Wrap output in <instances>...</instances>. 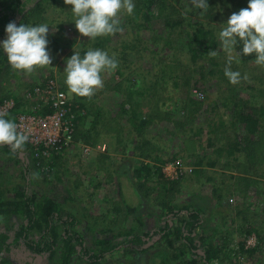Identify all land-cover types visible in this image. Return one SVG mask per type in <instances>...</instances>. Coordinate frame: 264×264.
<instances>
[{
    "label": "rangeland",
    "instance_id": "obj_1",
    "mask_svg": "<svg viewBox=\"0 0 264 264\" xmlns=\"http://www.w3.org/2000/svg\"><path fill=\"white\" fill-rule=\"evenodd\" d=\"M139 2L141 0H137L135 5ZM23 3V12L15 15L12 22L19 26L22 24L19 22L21 16L31 15L29 21L35 25L47 24V36L53 35L52 38H60L61 41L48 42L47 50L52 63L30 76L14 72L8 62L0 66V97L7 92L18 96L30 92L43 78V81L53 80L57 88L67 94L63 71L66 61L74 52L101 49L109 55L115 53L118 67L111 74H103V88L96 91L86 108L74 107L84 117L83 123L87 126L93 117L87 109L98 111L103 118H111L106 127L98 125L101 128L99 140L92 144L77 142L65 150L56 157V162L60 164L58 179L50 176L47 183L40 185H37L41 181L38 177L46 167L35 169L37 160L31 147L24 146L16 154L6 153L9 149L0 147V172L5 189L26 184L34 191L36 189L48 195H62L58 199L60 203L68 194L61 193L62 189H69L75 199L63 201V205L67 202L65 209L77 215L83 224H94L95 220H99L104 225L107 219H114L115 215L118 217L115 229L131 230V234L136 235L150 231L156 225L158 211L153 216L147 215L153 211V200L146 208L150 201H145L146 196L140 191L142 208L136 218L135 215L124 220L125 215L116 216L111 208L117 205L123 210L120 194L129 205L135 206L138 203L132 191L133 184L128 179L137 183L136 178H132V170L138 166L137 162H142L151 169L150 179L143 191L159 183V177L152 175V172H161L165 180L178 182L179 192L174 197L177 203L192 198L205 199L203 229L207 228V236L211 237L210 229L218 228V234L212 237L213 245L225 246V254H228L233 264H264V68L253 63L254 56L239 57L240 62H233L232 70L239 71L241 77L247 74L248 79H241L239 84L231 85L224 76L226 54L221 50L218 40L220 26L226 24L233 13L247 8L249 0H210L206 2V13L193 8L189 0H156L150 6L149 20L141 19L137 22L146 28L135 40L132 37L136 28L127 27V19L123 15V31L89 40L78 33L75 24L72 26L66 23L69 19L74 21L71 5L60 4V0H23ZM164 18L170 19L174 26L161 35ZM60 23L62 28H58ZM1 26L4 29L3 23ZM200 26L214 38L216 47L207 50L203 59L193 61L188 52L185 32L192 33ZM56 47L60 52L55 51ZM240 50L238 45L236 52ZM209 51H217L218 55L210 58L207 55ZM211 61H214L215 66ZM167 65L174 67L171 75L175 78L171 81H167L168 76L162 70ZM181 68L188 69L185 72L189 76L188 88L184 87L186 97L202 103L197 113H194L195 106H181L182 95L176 99L180 88H176L178 82L175 79L182 76ZM141 92H145L144 95L137 94ZM73 100L74 97L70 99ZM120 103L129 105L137 120L140 117L146 119L142 132L132 129L123 115L113 116ZM168 116L172 122L163 121ZM240 116L249 121L256 120L254 128L257 131L250 136L253 144L243 139L246 129L252 125L242 124ZM235 140L240 143L241 152L237 154L240 160L227 161L219 149H227ZM140 141L148 144L145 149L136 148ZM102 143L104 151L101 150ZM84 147L90 148V151L86 152ZM254 147L257 148L256 152L251 149ZM15 156L21 162H17ZM198 163H202V166ZM123 165L127 168V177L121 174L124 171ZM156 168L160 171H156ZM148 192L151 194V191ZM138 219L143 226L140 227ZM21 221L14 215L10 218L1 216L0 233L8 234L10 240ZM252 229L261 233L262 248H258L253 256L238 254L240 244L245 250L257 245L256 234H247ZM85 239L87 246L91 247L90 236H85ZM133 248L136 250L135 255L126 257L123 256L126 249L123 245L113 256H107L102 264H138L143 255L139 251L145 246L139 244ZM148 251L145 264H157L159 261L153 257L162 249L155 245ZM4 258L6 255L0 254V264L4 263ZM7 258L14 264H23L24 250L14 248L7 254ZM41 264L52 263L44 258Z\"/></svg>",
    "mask_w": 264,
    "mask_h": 264
},
{
    "label": "trees",
    "instance_id": "obj_2",
    "mask_svg": "<svg viewBox=\"0 0 264 264\" xmlns=\"http://www.w3.org/2000/svg\"><path fill=\"white\" fill-rule=\"evenodd\" d=\"M136 1L137 0H133L134 4ZM208 1L210 0H206V2ZM155 2L156 0H141V2L135 5L133 14L123 15L124 18L127 19L125 22L127 27L134 26V28H136V32L134 33L132 40H135L134 38H138L140 32L145 30L146 27H142L137 22L141 19H143V21L149 20L151 12L150 6ZM60 4H65L64 0H60ZM23 6V0H0V40H2L0 43L7 38L5 32L6 26L13 21L15 15L23 12ZM5 11L6 14H4ZM31 18V15L21 16L19 22L35 26L33 21H29ZM2 23L4 24V29H2ZM66 23H68V25H74V21L70 19L66 20ZM61 25L62 23H60L58 28H62ZM173 26L174 23L170 19L164 18L163 28L160 30L161 35L164 34L165 30L172 29ZM188 32H185V38L188 46V52L191 53V59L193 61L203 59L207 50L215 49L216 42L214 38L210 37V34L203 30L201 26L200 28L192 31V33ZM50 36H47L48 42L56 41V43H59L61 41L60 38H52L53 35L51 36V40ZM150 41H152V39ZM55 51L60 52V49L56 47ZM86 51L87 50H82L79 53L83 56ZM5 62H7L6 55L3 50L0 49V66L5 64ZM211 64L215 66L214 61H211ZM173 68V66L167 65L162 69L165 70V75L167 74L166 76H168L166 77L167 81H171L175 78V76L173 77L171 75L173 73ZM186 71H188L187 68H181L180 74L182 76L175 79L176 82H178V84L175 85L176 88H180L176 99L180 98V95H182L183 99L181 106L184 108H186L187 105L195 106L196 109L194 113H197V110L201 107L202 103L186 97V91H184V89L188 88L189 85V76H186ZM43 80L44 78L40 83H43ZM164 83H166V81H164ZM33 88L34 86L30 92H33ZM141 93L137 94L142 96L145 92ZM28 94L29 91L19 96L15 93L7 92L0 97V104L5 101H14V106L5 115L6 119L14 121L16 115L19 113L34 112L32 110L34 109L36 102L27 98L26 95ZM88 102H90L89 99L76 97H74L72 102L73 111L76 115L75 130L73 135L75 144L81 141L92 144L96 140H99V129L101 128H99L98 125L100 124L103 128L111 121L110 117L103 118L98 111L92 112L87 109V111L93 116L92 121L89 126L83 123L84 117H81L78 110L74 107L77 105L78 109L86 108V104ZM117 109V113L113 116H116V114L123 115V118L126 119V122L132 129H138L139 132H142V127L147 122L145 121V118L140 117L137 120L134 110L131 109L129 105L124 103H120ZM39 111L40 112L38 114L45 115L52 112V109L48 107H40ZM108 115L112 116L111 113H108ZM239 119L242 124L251 123L252 127L246 129L247 133L243 139L244 141H248L253 144L250 136L253 133L255 134L257 131L254 128L256 120L249 121L248 118L241 116ZM163 121L172 122L170 121L169 116L164 118ZM139 143L140 145H136L138 146L136 148L144 147L145 149L148 145L144 141H140ZM239 145L240 143L235 140L233 144L227 146V149H219V152L225 154L227 161H239V155H237L241 152ZM251 149H253V152L257 151L256 147ZM64 151L50 158L48 162L45 158H35V160H37L35 169H39L43 166L46 167V170H43L38 177L41 181H39V184L37 185L47 183L50 176L58 179L57 175H59L60 164L56 162L58 159H54L61 155ZM5 152L11 154L8 150ZM254 158L255 154L253 155V159ZM15 160H17V162H21V159H18L17 156H15ZM246 162L249 163L248 161ZM198 164L199 166H202V163ZM137 165L138 166L132 170V178H136L137 183L130 179H128V181L133 184H131L133 187L132 191L138 203L135 206H131L129 205V202L123 200V195L120 194L123 210H120L117 205H113L111 208V211L117 214L116 216L119 214L123 216L125 215L124 220L129 216L136 215V218L142 208L140 191H142L144 196H146L144 197L146 199L145 201H150L145 206L146 208L153 200V203L155 204L154 207H152L153 213L149 212L147 215H154V213L158 211L156 212V220L154 219L156 221V225L150 231L136 235H132L131 230L115 229V223L118 218L115 217V215L114 219H107L109 222L108 226L107 221L103 225L99 222V220H95L94 224H83L82 220L79 219L77 215H74L65 209L67 202L63 205V201H72L75 199L73 197L74 194L71 195L72 193L68 191L69 189H62L63 191L61 193L66 194L67 192L68 194L66 196L64 195L65 197L62 199V203H60L58 202V199L62 198V195H48L38 192L36 189L34 191L33 189H29L26 184L14 185L11 188L6 187L5 189V182L2 181L3 176L0 172V217L8 216V218H10L14 215L22 220L17 228L15 230L13 229L14 233L10 240L8 234L0 233V254L6 255V258L3 260V264H14L7 258V254L11 253V250L14 248L24 250L25 260L23 264H41L44 258L52 264H102L107 256H113V254L117 253L119 248L123 245L126 246L123 256L131 257L132 255H135L134 252L136 250L133 247L139 244L144 245L145 248L139 251L143 255L138 261V264H145V254L155 245L156 247L162 249V251L158 252L153 257L155 260L159 261L157 264H212L214 261H216L215 264H233L232 259L229 258L228 254H225L226 247L222 245L215 246L211 242L212 237L218 234V228L215 227L210 229L211 237L207 236V228H205V230L203 229L205 225L203 224L202 217L206 214L205 199L192 198L184 203H177L174 197L175 193L177 191L179 192L177 188L178 182H169L168 180H165L161 172H152V175L155 174L159 177V183L152 188H146L147 191H143L144 186H146V182L150 179L149 175L151 169L148 165H145L142 162H137ZM210 166H213V164H210ZM122 168L124 171L121 174L124 177H127V168L124 165ZM156 171H160V169L156 168ZM121 174L119 175V178L121 177ZM119 183H121V181H119ZM120 186L118 189L121 192ZM148 191H151V194ZM151 196L152 199L150 198ZM138 221L140 227L143 226L139 219ZM251 232H254L257 236V245L253 249L245 250L243 245L240 244V248L237 252L238 254L249 257L253 256L257 252L258 248H262L261 241L263 238L261 233L257 229H252L248 231L247 234L249 235ZM85 236H90L91 247L87 246ZM238 254H236V256H238ZM198 260H200L199 263Z\"/></svg>",
    "mask_w": 264,
    "mask_h": 264
},
{
    "label": "clouds",
    "instance_id": "obj_3",
    "mask_svg": "<svg viewBox=\"0 0 264 264\" xmlns=\"http://www.w3.org/2000/svg\"><path fill=\"white\" fill-rule=\"evenodd\" d=\"M64 3L71 5L78 33L89 40L123 31L121 16L131 15L135 9L133 0H64ZM189 3L193 8L202 10L201 13L208 10L206 0H189ZM48 29L47 24L30 26L22 23L17 26L15 22H10L6 26L7 38L0 43V49L14 72L30 76L52 63L47 50ZM218 40L226 54L224 76L231 85L248 79L247 74L241 77L239 71L232 70L233 62H240L239 57L254 56L253 63L264 68V0H249L247 8L233 13L227 23L220 26ZM238 45L241 47L239 53L236 52ZM207 55L215 58L218 52L209 51ZM117 67L115 53L109 55L101 49H88L81 56L79 52H74L63 71L68 98L90 100L96 91L103 88V74H111ZM5 115L0 112V147H7L16 154L24 149L29 137Z\"/></svg>",
    "mask_w": 264,
    "mask_h": 264
},
{
    "label": "built area",
    "instance_id": "obj_4",
    "mask_svg": "<svg viewBox=\"0 0 264 264\" xmlns=\"http://www.w3.org/2000/svg\"><path fill=\"white\" fill-rule=\"evenodd\" d=\"M26 97L36 102L34 112L19 113L14 122L18 124L19 131L28 135L26 144L31 147L33 156L49 160L72 147L75 142L73 135L76 115L67 94L60 91L53 80L46 79L35 85L33 92H29ZM13 106V101H5L0 104V112L6 114ZM40 107L51 108L52 112L38 114ZM83 150L87 152L90 148L84 147ZM101 150H105L104 145Z\"/></svg>",
    "mask_w": 264,
    "mask_h": 264
},
{
    "label": "crops",
    "instance_id": "obj_5",
    "mask_svg": "<svg viewBox=\"0 0 264 264\" xmlns=\"http://www.w3.org/2000/svg\"><path fill=\"white\" fill-rule=\"evenodd\" d=\"M74 144H75V143H74ZM102 145H103V143H102ZM56 159H57V158H56ZM56 159H55V160H56Z\"/></svg>",
    "mask_w": 264,
    "mask_h": 264
}]
</instances>
